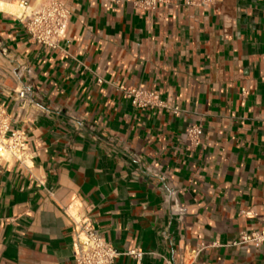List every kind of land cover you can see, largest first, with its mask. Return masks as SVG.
<instances>
[{"label":"crops","instance_id":"obj_1","mask_svg":"<svg viewBox=\"0 0 264 264\" xmlns=\"http://www.w3.org/2000/svg\"><path fill=\"white\" fill-rule=\"evenodd\" d=\"M19 1L0 0V105L29 149L0 160V264H76L78 219L144 253L113 264H264V244H233L264 227V0H62L56 49L19 20L49 0Z\"/></svg>","mask_w":264,"mask_h":264},{"label":"built area","instance_id":"obj_2","mask_svg":"<svg viewBox=\"0 0 264 264\" xmlns=\"http://www.w3.org/2000/svg\"><path fill=\"white\" fill-rule=\"evenodd\" d=\"M115 1V0H114ZM164 0H135L134 7L140 11H153ZM217 0H182L188 6H211ZM19 7L25 10L26 0L19 1ZM71 10L69 5L62 0H49L37 9L22 14L19 20L24 25L29 37L37 44L56 49L63 38L70 20ZM122 88V87H121ZM125 96L131 105L137 108H162L172 112L178 111V106L169 105L161 99L154 90H146L138 87L123 88ZM245 89H241L244 94ZM25 90L18 91V97L23 98ZM202 132L199 124H191L186 131L187 140L191 145L199 143ZM28 139L26 134L12 126L11 118L5 107L0 105V160L10 157L19 163H25L28 155ZM253 243L264 244V227L258 230H241L233 244ZM74 261L76 264H113L121 254L140 260L143 252L129 247L124 251L116 249L107 241L93 224L87 219L75 220L73 232ZM196 254L197 250H193ZM168 264H171L167 262Z\"/></svg>","mask_w":264,"mask_h":264}]
</instances>
